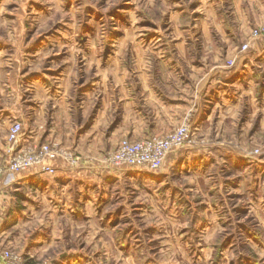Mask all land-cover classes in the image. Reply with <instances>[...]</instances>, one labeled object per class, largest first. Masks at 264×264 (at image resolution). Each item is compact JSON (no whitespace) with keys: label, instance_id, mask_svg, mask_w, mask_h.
Masks as SVG:
<instances>
[{"label":"crops","instance_id":"0c3cea01","mask_svg":"<svg viewBox=\"0 0 264 264\" xmlns=\"http://www.w3.org/2000/svg\"><path fill=\"white\" fill-rule=\"evenodd\" d=\"M155 5L165 8L170 25L157 28L146 44H130L138 52L112 60L111 76L95 71L74 100L65 88L56 93L60 80L47 74L26 82L32 100L23 91L29 85L0 76V154L16 119L21 145L59 138L80 157L72 166L55 157L0 174V246L17 249L26 262L117 264L120 257L146 264L160 258L145 244L161 236L152 230L163 225L174 228L175 240L205 244L201 264H264V161L224 152L233 147L230 125L242 115L239 143L263 142L264 38L237 50L264 21V0ZM231 57L234 64L226 65ZM184 122L203 141L170 151L159 169L100 159L123 135H162ZM224 241L229 245L217 257L215 244Z\"/></svg>","mask_w":264,"mask_h":264},{"label":"rangeland","instance_id":"374dc122","mask_svg":"<svg viewBox=\"0 0 264 264\" xmlns=\"http://www.w3.org/2000/svg\"><path fill=\"white\" fill-rule=\"evenodd\" d=\"M155 2H158V0H0V47L5 46V50L0 51L1 58L5 60L0 64V76L7 79L10 84L11 81L8 79H13L16 76L24 85H29L26 83L28 80L47 74L49 78L52 76L60 80V84L57 86V81H54L56 93L65 88L69 92L71 100H74L79 93L87 89L94 76H97L95 71L98 72V75L111 76L110 74H114L116 70V67L112 66V60L120 57L130 59L132 55L135 57L136 52H138L135 49L131 52L129 50L130 44H146L147 38L154 36L157 28L161 30L170 25L168 19L165 18V8L163 6L159 7L157 5L158 7L153 9L156 6ZM184 21L189 22L186 19ZM261 22L263 21L255 25ZM252 39L258 38H251L249 30L247 39L244 42L249 44ZM236 43L239 44V40ZM241 44L239 45L241 46ZM240 46L238 47L239 51L237 50L238 53H240ZM233 59V57L227 58L225 60L226 65H233ZM229 60H233V62L229 63ZM31 88L29 85L27 89H23L25 97L30 98V100H32ZM99 91H101V95H96V98L93 96L90 105H94V102L96 104L100 103L103 92L101 88ZM96 106L94 105L93 108H96ZM245 117V115L239 116L235 123H231L230 127L233 130L227 132H229L228 137L233 141V144H231L233 147L226 148L224 152L239 150L247 156L257 157L255 149L264 148V131L260 135L263 141L262 144L254 146L248 142L241 145L239 138L240 133L243 132H240L239 128L242 118L245 119ZM14 120L10 121L8 128ZM184 123L190 127V134L194 140L193 144L201 142L202 138L195 135L190 124L188 122ZM176 128L162 135H155V137H164L174 132ZM123 137L128 136L123 135L121 138ZM219 138L220 136H218ZM41 142H57L59 146L65 148L59 138L43 139L33 143L38 144ZM189 146L184 145L182 147L189 148ZM113 148L103 150L100 159L104 164H107L103 161L106 154ZM214 149L217 152L222 148L214 147ZM7 157L8 142L6 138L4 154H0V159L4 162ZM55 157L61 156L57 155ZM53 158H48V160ZM46 160L40 164H43ZM45 168L51 169L48 165ZM215 182H217V179H215ZM161 226L159 228L155 226L156 228L152 230L155 235L161 231L162 233H159L161 236L156 235L154 241L145 244L146 250L148 246L151 247L149 248L151 251L148 249L151 255L154 257L160 255V258L159 260L157 258L147 259L146 264L147 261L152 260L159 262V264L202 263L200 258L207 250L204 248V243H197L195 240L191 242L190 240L183 241V239L175 240L172 232L174 228ZM138 228H135V230H138ZM164 229L165 232H163ZM123 230L124 227L119 229L118 233ZM163 234H165L164 237H162ZM233 246L237 249L239 245L235 243ZM0 250L14 251L22 256L17 249L10 246L2 245ZM23 260L25 262L24 258ZM103 261L102 264H109L108 261H104L105 263ZM42 263L51 264L48 259H41L35 264ZM0 264H2L1 261ZM117 264H126V261L121 260L119 257Z\"/></svg>","mask_w":264,"mask_h":264},{"label":"built area","instance_id":"2783aa9c","mask_svg":"<svg viewBox=\"0 0 264 264\" xmlns=\"http://www.w3.org/2000/svg\"><path fill=\"white\" fill-rule=\"evenodd\" d=\"M251 38L264 37V21L250 29ZM248 42H243L240 50H245ZM232 63L233 60H229ZM22 126L14 120L8 128V157L4 162L0 159V174L25 169L42 163L45 159L61 156L69 165H76L79 157L70 150L62 148L57 142L38 144H20ZM190 127L186 123L180 124L174 132L164 137H146L131 139L123 137L116 147L110 150L104 162L109 165H142L151 169H159L165 156L172 150L184 145L193 144ZM255 154L264 161V148L255 149ZM2 264H26L19 253L10 250H0ZM45 264V263H42Z\"/></svg>","mask_w":264,"mask_h":264},{"label":"trees","instance_id":"16d2710c","mask_svg":"<svg viewBox=\"0 0 264 264\" xmlns=\"http://www.w3.org/2000/svg\"><path fill=\"white\" fill-rule=\"evenodd\" d=\"M226 245H229V243H228L227 241L219 242V243L215 244L216 252H217V257L220 256V254H221V253H220L221 250H222L223 247H225ZM25 263H26V264H32V263H29V262H26V261H25Z\"/></svg>","mask_w":264,"mask_h":264}]
</instances>
